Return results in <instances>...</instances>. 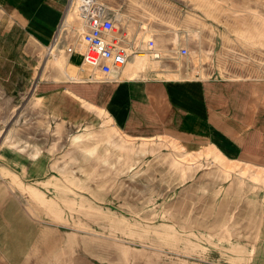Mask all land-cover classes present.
<instances>
[{
  "label": "rangeland",
  "instance_id": "rangeland-1",
  "mask_svg": "<svg viewBox=\"0 0 264 264\" xmlns=\"http://www.w3.org/2000/svg\"><path fill=\"white\" fill-rule=\"evenodd\" d=\"M96 1L143 49L134 59L154 69L146 78L230 81L240 103L244 86L264 83V0ZM2 52L0 250L8 263L255 264L264 164L249 161L245 139L178 127L136 134L112 104L36 92L46 85L34 87L38 57ZM44 68L38 79L54 76ZM246 108H237L242 119L257 113ZM241 126L245 137L255 125Z\"/></svg>",
  "mask_w": 264,
  "mask_h": 264
},
{
  "label": "crops",
  "instance_id": "crops-1",
  "mask_svg": "<svg viewBox=\"0 0 264 264\" xmlns=\"http://www.w3.org/2000/svg\"><path fill=\"white\" fill-rule=\"evenodd\" d=\"M68 6V0H0V59L2 51L13 49L28 57L24 61L34 60L37 56L35 60L38 61L34 65L37 70H32V73L38 71L34 74V87L36 89L38 83L42 87L43 82L46 85L36 92L46 95L47 91H54L73 98L79 95L85 100L103 105L112 104L117 113L125 115L126 126L136 134L149 135L171 127L186 129L181 134H199L202 137L220 131L230 132L242 144L245 139L244 150L250 162L264 164V83L254 86L255 91L244 86V100L240 103L230 98V95L237 93L233 94L230 81L155 75L146 78L145 75L154 69L141 68L144 67L143 63L134 59V56L120 73H111L106 77L96 73L95 77L90 78L89 69H76L81 64V42L78 41L72 53L65 50L64 42L55 47L53 53L46 51ZM169 57L173 58L172 55ZM58 60L63 61L65 68L57 65ZM47 66L54 76L38 79L36 75L39 76L43 67L45 72ZM164 71L178 74L173 68ZM76 73L81 76L79 80L74 79ZM76 81L86 82L87 86L79 85ZM242 106H246V109L254 108L257 113L242 119L237 112V108ZM243 121L247 125H255L247 129L245 137L241 133ZM6 222L12 224L7 227L19 224L17 219H8ZM13 233L14 241L20 238L19 227L13 229ZM5 237L3 242L11 238L10 235ZM259 244H264V239ZM254 255L255 264H264V246H255ZM6 260L0 250V264H10Z\"/></svg>",
  "mask_w": 264,
  "mask_h": 264
},
{
  "label": "built area",
  "instance_id": "built-area-1",
  "mask_svg": "<svg viewBox=\"0 0 264 264\" xmlns=\"http://www.w3.org/2000/svg\"><path fill=\"white\" fill-rule=\"evenodd\" d=\"M68 7L61 18L57 31L48 45L49 53L55 47L65 43V50L75 52L80 37L81 67L89 69L90 78L96 73L106 77L111 73H120L122 68L143 49L130 40L128 33L118 30L113 13L96 0H68ZM70 13L79 24L73 22ZM179 55L187 54L188 47L180 45Z\"/></svg>",
  "mask_w": 264,
  "mask_h": 264
}]
</instances>
